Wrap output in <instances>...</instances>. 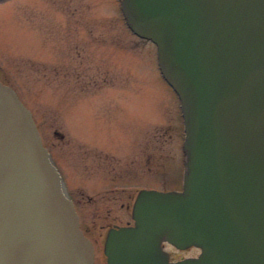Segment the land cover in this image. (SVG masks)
<instances>
[{"label": "water", "instance_id": "water-1", "mask_svg": "<svg viewBox=\"0 0 264 264\" xmlns=\"http://www.w3.org/2000/svg\"><path fill=\"white\" fill-rule=\"evenodd\" d=\"M184 126L181 190L141 189L106 264H264V0H121ZM176 249L199 253L169 259ZM32 112L0 81V264H93Z\"/></svg>", "mask_w": 264, "mask_h": 264}, {"label": "rangeland", "instance_id": "rangeland-1", "mask_svg": "<svg viewBox=\"0 0 264 264\" xmlns=\"http://www.w3.org/2000/svg\"><path fill=\"white\" fill-rule=\"evenodd\" d=\"M0 80L32 112L80 220L97 239L99 263L107 231L101 224L129 217L119 201L99 198L97 183L116 187L115 197L122 187L135 195L179 186L181 117L155 45L131 33L112 0H0ZM151 156L162 160L157 175ZM108 204V216L93 209ZM167 249L175 260L199 252Z\"/></svg>", "mask_w": 264, "mask_h": 264}, {"label": "flooded vegetation", "instance_id": "flooded-vegetation-1", "mask_svg": "<svg viewBox=\"0 0 264 264\" xmlns=\"http://www.w3.org/2000/svg\"><path fill=\"white\" fill-rule=\"evenodd\" d=\"M112 2L113 3H120V0H112ZM119 10H120V13H121V9H120V6H119ZM121 17H122V19H123V15H122V13H121ZM124 20V19H123ZM133 35H135L134 33H132ZM136 37H137V35H135ZM139 39H142V38H140V37H138ZM175 96H176V98H177V101H178V114H179V116L181 117V111H180V104H179V100H178V97H177V95L175 94ZM177 122V121H176ZM181 124H182V119H181ZM182 126V130H183V124L181 125ZM178 127V126H177ZM176 127V128H177ZM141 132L143 133V134H141V135H145V131H143V130H141ZM54 133H57L56 131L54 132ZM180 133V132H179ZM179 133L177 134V135H179ZM59 134V133H58ZM60 135V137H61V139H63V135L62 134H59ZM142 138H144V136L142 137ZM183 138H184V132H183ZM143 142V141H142ZM140 143V142H139ZM143 146H144V144H143ZM142 148V146L140 147V149ZM142 150V149H141ZM182 156H183V152H182ZM145 158H146V163L148 162V158H149V156L148 155H146L145 156ZM151 158H152V161H154L155 162V166H152V168L155 170V173H156V175L158 174V170L159 169H161V167H162V160H161V157L159 156V160H158V158H156L155 156H154V158L151 156ZM151 158H150V160H151ZM184 160H183V157H182V159L180 160V164H179V162H177L176 160H175V162L177 163V165H175V168H177V167H179V174H178V176H177V180H178V183H179V186L178 187H175L174 189H170V190H181L182 189V175H183V170H184V162H183ZM159 168V169H158ZM178 169V168H177ZM161 177V176H160ZM115 178V177H114ZM113 177H112V179H114ZM162 178V177H161ZM97 179L98 180H100V177L99 176H97ZM97 180V181H98ZM175 181H176V179H175ZM97 190H96V194L97 195H100L101 194V196L102 197H99L101 200L102 199H105V200H113V201H119V211L120 212H122V214L123 215H126L127 217H129V219H127V220H125L123 223H121V222H112V223H107V224H105V225H102L101 224V228H103V227H107V231H106V234H107V232H108V230L110 229V228H112V227H117V226H125V225H132L133 224V219H132V209H133V204H134V201H135V198H136V196H137V194H138V192H139V190H140V188L139 189H137L136 190V194L135 195H132V193H130V191H126L125 190V187H122L121 189H119L120 191H119V193H120V195L119 196H117V197H115V193H116V191H117V188L116 187H114L113 189H110V191H108L109 189H106V190H102L101 189V187H99V184L97 183ZM111 190H113V191H111ZM163 191H166V190H163ZM113 193V194H112ZM71 194V193H70ZM106 194H111V196L109 197H104ZM71 196H72V199H73V201H74V205H75V207H76V210H77V204H78V202L77 201H75V199H74V197H73V195L71 194ZM91 199V198H90ZM94 198H92V200H93ZM94 203H95V200L93 201ZM97 204H99L98 202H97ZM96 204V205H97ZM93 209H94V211L95 212H97L98 210H102L103 211V213H104V215L103 216H108V215H110L111 214V211H112V207L111 206H109V204L108 205H105L104 207H93ZM79 215V214H78ZM79 223H80V228H81V230L83 231V233L92 241V243H93V246H94V253H95V243H96V241H97V239L96 238H92V236L89 234V229L88 228H86L85 226H84V224L82 223V221L80 220V215H79ZM106 236V235H105ZM104 239H105V237H104ZM168 246H170V247H172V248H174L173 246H171L170 244H168V243H164V248H166L167 249V247ZM168 250V249H167ZM169 251V259L172 261V260H175V259H173L172 258V252L170 251V250H168ZM93 264H106V257H104V260H101V261H99V263H96L95 262V255H94V262H93Z\"/></svg>", "mask_w": 264, "mask_h": 264}]
</instances>
